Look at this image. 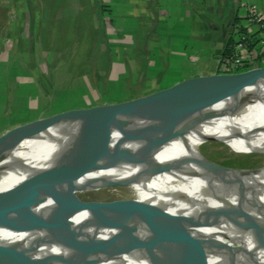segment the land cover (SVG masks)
Listing matches in <instances>:
<instances>
[{"label":"bare ground","instance_id":"6f19581e","mask_svg":"<svg viewBox=\"0 0 264 264\" xmlns=\"http://www.w3.org/2000/svg\"><path fill=\"white\" fill-rule=\"evenodd\" d=\"M243 91L256 92L264 100L263 83ZM235 102V97H228L201 108L198 113L183 115L168 126L133 137L110 164L92 173L85 182L63 190L47 205H40L39 212L24 225L0 228V242L17 245L39 240L44 242V252L62 254L65 249L57 244L62 239L112 234L124 210L117 212L116 217L109 214V209L101 211L105 214L101 216L75 212L74 199L81 200L80 195L93 193L113 198L96 202H128L133 203L129 208L167 211L174 218L189 217L183 222L203 228H200V240L189 241L187 247L205 264H217L213 254L229 264H264V239L250 234L241 220L243 208L248 210L250 204L231 187L242 176L240 184L252 192L251 201L261 215L259 224L264 234V166L261 172L234 169L223 173L207 167V159L200 154L203 137L207 136L221 140L233 154H256L264 158V103L238 106ZM79 129L78 122H61L20 141L0 161V191L10 188L27 173L48 168L54 143L65 141L63 145L61 141L56 143L61 144V153L77 145ZM233 142L235 145H230ZM177 164L195 170L178 171ZM211 187L217 189L210 190ZM206 195L202 206L193 210V205ZM67 219L70 225L61 226ZM139 234L138 238L147 236L143 230ZM209 234L216 235L224 244H216L206 254L204 244ZM170 257L166 249L154 244L150 250L135 248L89 264H171Z\"/></svg>","mask_w":264,"mask_h":264},{"label":"water","instance_id":"95a60500","mask_svg":"<svg viewBox=\"0 0 264 264\" xmlns=\"http://www.w3.org/2000/svg\"><path fill=\"white\" fill-rule=\"evenodd\" d=\"M257 83L264 84V66L232 73L197 75L128 101L73 108L8 129L0 134V161L20 141L32 138L53 125L61 122L80 123L77 145L61 153V144H56L61 140L56 141L51 153L52 163L48 168L27 173L10 188L0 191V228L24 225L39 212L40 205H47V202L61 195L63 190L85 182L92 173L110 164L126 149V142L133 137L168 126L183 115L198 113L201 108L231 96L236 98L235 104L238 106L264 103L256 92L243 91ZM251 100L256 101L250 103ZM64 142L61 141L62 145ZM206 166L223 173L234 171L208 160ZM176 168L178 171L195 170L189 165L177 164ZM241 181L242 176L235 179L231 186L250 204L248 210L243 208L241 220L250 234L264 239L259 224L261 215L251 201L252 192L240 184ZM206 197L195 203L192 209L200 208ZM73 202L77 208L75 212L86 211L92 215L100 213L97 215L101 216L105 215L101 211L109 209V214L116 217L117 212L124 211L110 235L58 241L57 244L65 249L62 254L44 252V242L39 240L17 245L0 242V264H89L135 248L150 250L154 244L170 253L171 264H205L187 247L189 241L200 240L198 236L201 234L200 228H203L183 222L189 217L180 215L174 218L167 211L129 208L133 203L128 202L102 203L77 198ZM69 225L67 219L61 226ZM140 230L145 231L147 236L138 238ZM216 244L224 243L216 235L209 234L204 244L205 253L214 249ZM213 255L217 257V264H229L218 254Z\"/></svg>","mask_w":264,"mask_h":264},{"label":"rangeland","instance_id":"374dc122","mask_svg":"<svg viewBox=\"0 0 264 264\" xmlns=\"http://www.w3.org/2000/svg\"><path fill=\"white\" fill-rule=\"evenodd\" d=\"M66 3L0 0V134L69 109L146 95L139 89L130 92L129 80L138 83L141 76L131 75L136 64H124L134 22L124 13L123 0ZM167 65L163 77H147L146 84L160 90L188 78L190 71L180 64ZM204 141L201 156L218 166L256 172L264 166V158L256 154H233L215 137ZM87 194L80 199L113 200Z\"/></svg>","mask_w":264,"mask_h":264},{"label":"crops","instance_id":"0c3cea01","mask_svg":"<svg viewBox=\"0 0 264 264\" xmlns=\"http://www.w3.org/2000/svg\"><path fill=\"white\" fill-rule=\"evenodd\" d=\"M66 1L69 4L72 0ZM123 2L124 13L131 15L129 20L134 22V32L126 40L130 46V56L128 55L124 64H136L133 67L134 73L131 74L135 78L155 77L159 73L163 77L169 67L167 64H180L186 72L190 71L185 77L218 72L217 60L223 56L228 38L239 27L259 34L256 26L246 27V7L256 5L264 16V0ZM238 35L239 33L235 37ZM245 59L248 62L250 59L255 60L250 64H264V52L260 45L255 44L245 54Z\"/></svg>","mask_w":264,"mask_h":264},{"label":"built area","instance_id":"2783aa9c","mask_svg":"<svg viewBox=\"0 0 264 264\" xmlns=\"http://www.w3.org/2000/svg\"><path fill=\"white\" fill-rule=\"evenodd\" d=\"M244 19L246 27L256 26L259 34L245 31V33H240L235 37L234 43L230 45V53L217 60L219 73L239 72L238 69L242 66L245 54L255 44H259L261 50L264 52V16L258 10L257 6L252 4L246 7Z\"/></svg>","mask_w":264,"mask_h":264},{"label":"trees","instance_id":"16d2710c","mask_svg":"<svg viewBox=\"0 0 264 264\" xmlns=\"http://www.w3.org/2000/svg\"><path fill=\"white\" fill-rule=\"evenodd\" d=\"M237 33H245V29L242 28V27H239L238 30L236 31V33L234 35H231L227 42H226V45L224 47V50L222 52V55L223 56H227L229 53H230V45H232L234 43V40H235V35ZM251 61L248 62L246 59L243 60V63H242V69L238 70V71H243V70H247L251 67L252 64H250L251 62L253 63L254 61H252L253 59H250ZM261 64V63H260ZM140 78V77H138ZM137 77L135 79H138ZM142 79V80H141ZM141 79H139V82L137 83H134L132 81L129 80L130 82V92H134L135 90L139 89L140 91H142V94H149V93H152V92H155L157 91L156 89H152L150 84H146V80L147 78L145 76H142ZM132 99L133 98H136V97H131Z\"/></svg>","mask_w":264,"mask_h":264}]
</instances>
